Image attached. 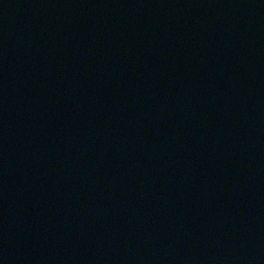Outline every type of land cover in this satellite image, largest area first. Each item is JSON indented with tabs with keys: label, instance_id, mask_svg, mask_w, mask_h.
<instances>
[{
	"label": "water",
	"instance_id": "1",
	"mask_svg": "<svg viewBox=\"0 0 264 264\" xmlns=\"http://www.w3.org/2000/svg\"><path fill=\"white\" fill-rule=\"evenodd\" d=\"M0 264H264V0H0Z\"/></svg>",
	"mask_w": 264,
	"mask_h": 264
}]
</instances>
